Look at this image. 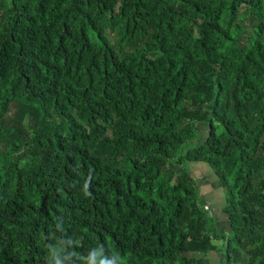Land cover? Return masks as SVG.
<instances>
[{
    "label": "trees",
    "instance_id": "obj_1",
    "mask_svg": "<svg viewBox=\"0 0 264 264\" xmlns=\"http://www.w3.org/2000/svg\"><path fill=\"white\" fill-rule=\"evenodd\" d=\"M211 255L264 264V0H0V264Z\"/></svg>",
    "mask_w": 264,
    "mask_h": 264
},
{
    "label": "rangeland",
    "instance_id": "obj_2",
    "mask_svg": "<svg viewBox=\"0 0 264 264\" xmlns=\"http://www.w3.org/2000/svg\"><path fill=\"white\" fill-rule=\"evenodd\" d=\"M164 61H165V58L163 56H159L154 60L155 63H158V62L164 63ZM199 132H200V137H199L198 143H201L207 135V130H205V127L204 128L199 127ZM192 166H193V167H191L192 176L194 177V180L197 183L202 185V187L200 186V189L202 191H204L207 196L209 194H213L214 192L216 193L215 194L216 196H219V193H218L219 191L217 188L218 186L216 185L218 183L215 180H213L212 173L210 171H208V169L206 168L207 166H205L203 164H195ZM202 168H204V169H202ZM200 178H201V180H200ZM221 198H222V196H221ZM221 200H222L221 203L215 202L216 209L214 210V216L216 217V220H217V216H220V217L222 216L221 213H222V208L224 207V200L223 199H221ZM204 210H205V208H204ZM205 212H207V211L205 210ZM218 225H219V230L221 232L228 231V226L226 225V221L224 219H218ZM209 259H211L212 264H216L218 262V260L220 259V257L211 255L209 257Z\"/></svg>",
    "mask_w": 264,
    "mask_h": 264
},
{
    "label": "built area",
    "instance_id": "obj_3",
    "mask_svg": "<svg viewBox=\"0 0 264 264\" xmlns=\"http://www.w3.org/2000/svg\"><path fill=\"white\" fill-rule=\"evenodd\" d=\"M205 210H208V208L206 207Z\"/></svg>",
    "mask_w": 264,
    "mask_h": 264
},
{
    "label": "clouds",
    "instance_id": "obj_4",
    "mask_svg": "<svg viewBox=\"0 0 264 264\" xmlns=\"http://www.w3.org/2000/svg\"><path fill=\"white\" fill-rule=\"evenodd\" d=\"M88 195H90V193H87Z\"/></svg>",
    "mask_w": 264,
    "mask_h": 264
}]
</instances>
